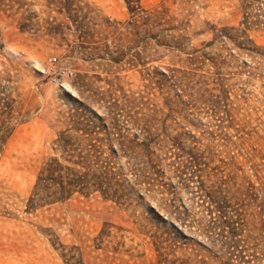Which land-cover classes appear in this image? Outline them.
Segmentation results:
<instances>
[{
    "label": "rangeland",
    "instance_id": "1",
    "mask_svg": "<svg viewBox=\"0 0 264 264\" xmlns=\"http://www.w3.org/2000/svg\"><path fill=\"white\" fill-rule=\"evenodd\" d=\"M140 6L132 20L124 0H0V264H158L140 207L97 193L30 201L58 138L114 147L116 167L122 143L154 150L144 202L194 243L177 238L170 258L264 264V68L237 45L263 47L264 31L241 33L240 0ZM202 190L236 227L232 254L205 251Z\"/></svg>",
    "mask_w": 264,
    "mask_h": 264
},
{
    "label": "trees",
    "instance_id": "2",
    "mask_svg": "<svg viewBox=\"0 0 264 264\" xmlns=\"http://www.w3.org/2000/svg\"><path fill=\"white\" fill-rule=\"evenodd\" d=\"M259 1L240 0L243 13L241 25L244 26V30L241 31L242 34H245L246 30L253 26L264 31V14L251 13L254 5ZM124 2L132 20L136 17L143 18L144 9L140 6V0H124ZM239 43L237 44L238 47L246 50L251 59H254V57L256 59V56L259 58L256 61H251L252 68L255 69L256 65H263L261 67L264 68V46H257L250 38L248 42L241 41ZM250 73L255 75L254 72ZM257 77L261 76L258 74ZM89 136L90 134H87L86 137ZM60 141H62L61 138ZM90 141L91 139L81 146L75 142L60 144L58 138V145L55 147V155L57 156L51 157L38 172L30 201L36 205H42L67 200L74 194L89 196L97 193L103 198L114 200L121 205L131 207L133 210L140 207L149 214V220L156 223L158 228L152 234L158 255V264H190L183 258L169 257L172 253L171 247L177 238H183V241H186L185 237L182 236L183 233L167 222L154 205L144 202L146 195L150 194L155 186L154 178L151 176L155 169L154 161L157 156L154 154V150L146 144L132 146L136 143L131 141L129 142L130 145L126 146L122 143L119 150L127 157V160L125 164L122 163L116 167L109 160V157L116 156L118 149L110 146L109 156H104L105 149L97 147L94 142ZM125 165L127 166V175L129 173L131 176H127L122 172ZM151 197L155 198L152 195ZM200 199L204 208L206 207L209 211V220L205 225V239L210 240V244H206L205 248L207 250L205 251L208 252L209 256L214 255V253L219 255L221 250L224 254H232L230 247L235 243L236 234L233 221L224 218L220 211L219 202L209 192L202 190ZM168 200V198L165 199L166 202ZM230 222L232 225H229L231 226L228 225ZM164 224H168L173 229L165 227ZM159 225L161 226L159 227ZM216 241L221 244L216 243ZM186 243L189 246L192 245L193 248L194 243L190 240ZM216 245L218 247L215 250L214 246ZM217 254H215L216 257H218ZM214 260H216L215 257ZM193 264H205V262H203V259L201 261L199 259L197 263L193 262ZM224 264H230L227 257Z\"/></svg>",
    "mask_w": 264,
    "mask_h": 264
},
{
    "label": "built area",
    "instance_id": "3",
    "mask_svg": "<svg viewBox=\"0 0 264 264\" xmlns=\"http://www.w3.org/2000/svg\"><path fill=\"white\" fill-rule=\"evenodd\" d=\"M49 61L51 63H55L57 61V58L56 57H51ZM57 72L60 75L65 76V77H71V76H73V71L72 70H69L67 68H64V67H61L59 70H57Z\"/></svg>",
    "mask_w": 264,
    "mask_h": 264
}]
</instances>
